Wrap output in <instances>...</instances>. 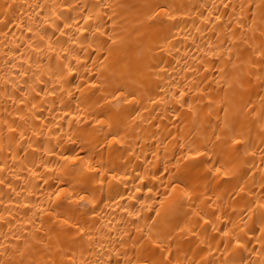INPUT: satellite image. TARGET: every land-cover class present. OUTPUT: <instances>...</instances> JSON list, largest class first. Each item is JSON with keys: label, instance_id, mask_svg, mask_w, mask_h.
<instances>
[{"label": "bare ground", "instance_id": "1", "mask_svg": "<svg viewBox=\"0 0 264 264\" xmlns=\"http://www.w3.org/2000/svg\"><path fill=\"white\" fill-rule=\"evenodd\" d=\"M261 73L264 0H0V264H264Z\"/></svg>", "mask_w": 264, "mask_h": 264}, {"label": "snow or ice", "instance_id": "2", "mask_svg": "<svg viewBox=\"0 0 264 264\" xmlns=\"http://www.w3.org/2000/svg\"><path fill=\"white\" fill-rule=\"evenodd\" d=\"M261 78L264 79V73H261ZM101 122L97 121V125L100 126ZM116 142L118 143V138H116ZM237 145L240 144V141H236ZM207 150L205 149L204 152H200L197 151L195 153H191L187 156V159L189 160L190 164H196V162H199V165L195 168H193L190 172L191 174H196V173H200L202 171V167L204 164H209L211 163V161L207 158L206 155ZM63 161L65 162V165L68 167V175L71 176L73 178V181L78 182L80 180V177L83 175V170L81 168V161L80 158L75 156V155H63L62 156ZM220 162L217 161V167L212 169V172H216L219 173L220 172ZM89 171H91V169H89ZM210 175V173H209ZM112 179L114 181L113 183V189L115 190L116 188V183H118L117 177L115 176V174H112ZM187 179V177H186ZM97 183V184H101V180H100V174L97 172L94 175H91L87 178L86 183L87 184H91V183ZM72 181H69V185H71ZM103 183H107V181L105 180ZM180 185L181 187L186 188L187 184H180L179 179H177L176 181H174L171 185L168 186V188L171 189L172 192L176 191V186ZM144 188L147 189L150 193V195L148 196V201L151 204H155L158 206H170V205H175V200L173 199V197L169 196L168 191H157V192H153L151 188H149V186L146 184L144 185ZM80 191L84 192L86 195L91 193V189L90 188H83ZM106 189H104L103 187H98L95 189V192L97 194L101 193V192H105ZM138 191H140L138 189ZM57 196H63L64 199L68 202V203H72L79 206H83V207H87L89 204L92 203L91 200H86L84 195H80L79 192H76L75 197L73 198V192L69 191V192H64L63 189L60 190V192L57 193ZM182 196L184 199H191V194L189 192H183ZM162 197V199H161ZM144 197L141 196L140 200H143ZM165 211L171 210L170 208H165ZM153 215H159L160 214V209L159 208H153L152 209ZM238 247H243V245L238 244Z\"/></svg>", "mask_w": 264, "mask_h": 264}]
</instances>
